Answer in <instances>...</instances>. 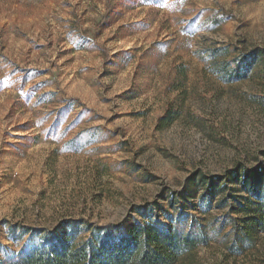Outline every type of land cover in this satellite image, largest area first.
Here are the masks:
<instances>
[{
    "label": "rangeland",
    "instance_id": "obj_1",
    "mask_svg": "<svg viewBox=\"0 0 264 264\" xmlns=\"http://www.w3.org/2000/svg\"><path fill=\"white\" fill-rule=\"evenodd\" d=\"M241 169L264 173V0H0V264L14 229L227 213L263 190ZM178 264H264V237Z\"/></svg>",
    "mask_w": 264,
    "mask_h": 264
},
{
    "label": "trees",
    "instance_id": "obj_2",
    "mask_svg": "<svg viewBox=\"0 0 264 264\" xmlns=\"http://www.w3.org/2000/svg\"><path fill=\"white\" fill-rule=\"evenodd\" d=\"M253 58L237 63L234 70L238 78L248 76ZM231 175L240 178L244 186L262 184L264 179L259 170H233ZM19 231L13 230L14 239L23 244L11 251L9 264H178L210 243L241 253L264 237V184L262 192L242 200L227 213L211 217L202 212L168 213L165 218L129 226L104 227L72 222L67 230L30 238L24 228Z\"/></svg>",
    "mask_w": 264,
    "mask_h": 264
}]
</instances>
